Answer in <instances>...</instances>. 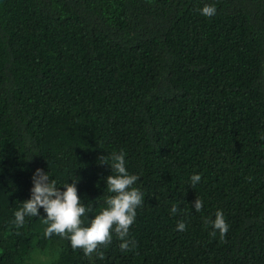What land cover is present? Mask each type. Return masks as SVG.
Here are the masks:
<instances>
[{"label": "trees", "instance_id": "trees-1", "mask_svg": "<svg viewBox=\"0 0 264 264\" xmlns=\"http://www.w3.org/2000/svg\"><path fill=\"white\" fill-rule=\"evenodd\" d=\"M262 137L264 0H0V264H264ZM121 150L144 194L134 248L113 230L85 256L45 237L42 207L14 224L40 168L76 181L90 226Z\"/></svg>", "mask_w": 264, "mask_h": 264}, {"label": "clouds", "instance_id": "clouds-1", "mask_svg": "<svg viewBox=\"0 0 264 264\" xmlns=\"http://www.w3.org/2000/svg\"><path fill=\"white\" fill-rule=\"evenodd\" d=\"M201 13L206 17H212L216 13V8L214 5H205ZM100 161L101 164L109 165L115 173L106 178L107 190L113 195L106 199L107 207L92 219L90 226H81V217L85 214L86 207L81 204L76 181L66 184L63 186L64 190H61L56 180L50 178L48 171L40 168H37L33 174L30 198L25 200L23 208L14 214V224L22 227L25 223V216H39V209L42 207L47 214L43 220V223L48 225L44 232L45 237H51L53 233L60 236L70 234L68 238L73 250L83 249L85 256H91L99 245L110 244L113 230L122 241L120 244L122 252L134 248L136 242L129 240L128 237L130 226L136 218V209L143 204L144 200V194L138 188L133 187L139 177L127 172L123 150L119 154L115 152L111 154V163H108L104 156L100 157ZM200 180L199 174L192 175L191 186L194 187ZM194 208L196 212L202 211L203 201L196 198ZM178 210V207L173 205L170 212L176 214ZM208 223L212 225L209 236L215 238L219 232L220 241L225 242L229 225L222 211L217 210L215 219ZM177 230L186 231V224L183 220L177 224ZM99 255L103 258V253Z\"/></svg>", "mask_w": 264, "mask_h": 264}]
</instances>
